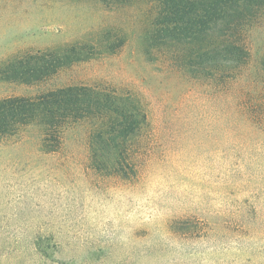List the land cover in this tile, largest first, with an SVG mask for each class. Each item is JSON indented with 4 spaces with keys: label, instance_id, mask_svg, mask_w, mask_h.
Instances as JSON below:
<instances>
[{
    "label": "rangeland",
    "instance_id": "374dc122",
    "mask_svg": "<svg viewBox=\"0 0 264 264\" xmlns=\"http://www.w3.org/2000/svg\"><path fill=\"white\" fill-rule=\"evenodd\" d=\"M127 1L0 0V67L27 51L93 46L97 58L46 87H111L151 126L128 176L92 156L91 121L68 128L55 152L37 124L0 140V264H264V15L234 36L250 57L228 93L167 69L162 54L190 50L149 48L155 4ZM38 90L0 80V99Z\"/></svg>",
    "mask_w": 264,
    "mask_h": 264
},
{
    "label": "trees",
    "instance_id": "16d2710c",
    "mask_svg": "<svg viewBox=\"0 0 264 264\" xmlns=\"http://www.w3.org/2000/svg\"><path fill=\"white\" fill-rule=\"evenodd\" d=\"M151 2L156 10L148 24L150 30L143 37L144 43L149 48L159 49L160 53L162 47L169 48L170 45H181L187 48L185 51L190 50L175 60L162 54L163 62L168 59L173 62L172 66L166 65L167 69L182 74L184 70H191V73L200 74V78L210 80V84H219L218 91L231 92L234 75L250 57L245 44L235 43L234 36H242L257 17L264 15V0ZM214 38L216 43L212 42ZM118 43L109 45L107 52L113 54L116 47L123 45ZM198 43L205 44L206 49L194 53ZM99 54L93 46L72 45L55 51H27L4 61L0 67L1 81L40 90L31 95L0 99V140L37 124L41 127L46 151L55 152L68 128L91 121L95 126L91 135L92 156H111L115 158L112 165L115 173L128 176L134 172L135 175L138 170L133 162L139 151L137 144L141 140V147H145L146 141L142 138L151 127L144 106L103 85L70 83L46 87L64 70L95 59ZM262 66L264 68V60Z\"/></svg>",
    "mask_w": 264,
    "mask_h": 264
}]
</instances>
